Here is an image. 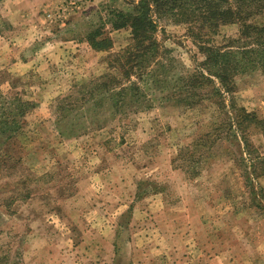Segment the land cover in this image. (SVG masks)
I'll list each match as a JSON object with an SVG mask.
<instances>
[{
    "label": "rangeland",
    "instance_id": "rangeland-1",
    "mask_svg": "<svg viewBox=\"0 0 264 264\" xmlns=\"http://www.w3.org/2000/svg\"><path fill=\"white\" fill-rule=\"evenodd\" d=\"M179 1L168 8L216 13L210 44L239 35L222 19L235 0ZM139 2L0 0V120L19 124L0 134V264H264L262 69L237 75L220 110L179 105L203 40L153 13L159 53L127 80L114 14ZM106 74L125 96L94 89Z\"/></svg>",
    "mask_w": 264,
    "mask_h": 264
},
{
    "label": "trees",
    "instance_id": "trees-1",
    "mask_svg": "<svg viewBox=\"0 0 264 264\" xmlns=\"http://www.w3.org/2000/svg\"><path fill=\"white\" fill-rule=\"evenodd\" d=\"M178 2L180 1L140 0L138 5L139 9L134 13L115 12L114 15L117 21L113 24V28H128L130 32V41H132L125 51L128 57L130 55L132 56V54L134 56L128 62L129 72L126 73L127 80L130 79L128 76L134 70H138L139 72L144 70L145 74L148 75L151 71L146 72L147 63L153 61L159 53V43L153 36V33L157 30V26L152 19V14L155 13L157 16L163 15L162 17H183L188 23H192V26H196L197 28V30H194V28L191 27L188 28V30L194 31L197 33V39L201 36L203 40V42L198 43V47L203 57V60L200 62V67L202 70H205L206 74H204L202 70H200V72L196 70L192 73V76H188L182 92H176V96H179V99L177 97V102L181 106L193 108L198 105L196 104L198 102H195L196 99H200V102H202L204 101L203 98L206 96L210 106H216L220 110L224 107L222 100L223 94L234 90L233 84L237 75L252 71L255 67L262 69V73L264 74V20L260 23L255 22L251 24L246 22L251 18L257 17L255 16V12L259 9H264V0H235V2L238 3L239 9L233 12L228 9L227 13L224 12L222 14V16H224V18H222L225 21L224 23H234L235 21L240 23L239 35L235 39L228 40L224 46L213 43L210 44V37L216 34V31L213 30V28L216 27V13H197L194 15L185 11L175 13L172 9L170 10L168 8L171 3L176 4ZM150 6H154V10H152ZM242 8H244L245 11H241ZM251 9H253V11ZM260 16L264 17V14ZM240 21H242L243 24ZM204 33L206 35H202ZM132 49H135L134 53H132ZM112 67L115 69V66ZM154 67L152 71H163L165 70V62L157 61ZM104 77L108 80H99L92 84L96 90L97 87H95V84H97V86L101 88L99 92L102 91L107 97L115 99L117 97H123L127 94V90L130 89V87L127 86L118 91L115 87H111V84L118 83L116 76L110 77V74H106ZM155 84L158 85L160 83L155 82ZM160 86L163 92L168 91V93H171L170 89H164L163 83ZM102 88H104V90H102ZM183 94L185 95L184 97H182ZM137 97L138 99L139 97L144 98V95H137ZM200 105L202 104L200 103ZM19 108L22 109V105H19ZM2 109V104L0 102V110ZM25 112L26 111L19 112L17 114L21 116ZM2 114L4 113L2 112L0 114L1 117ZM242 116L246 121L256 124L257 127L261 125L253 114H243ZM6 118L0 120V134L10 132L13 128H15L16 131L19 128L17 121L13 120L10 125L9 120ZM190 154L193 155L194 152L191 151Z\"/></svg>",
    "mask_w": 264,
    "mask_h": 264
}]
</instances>
